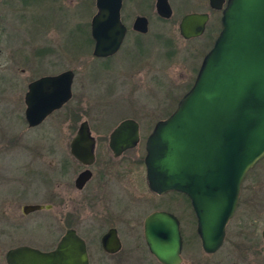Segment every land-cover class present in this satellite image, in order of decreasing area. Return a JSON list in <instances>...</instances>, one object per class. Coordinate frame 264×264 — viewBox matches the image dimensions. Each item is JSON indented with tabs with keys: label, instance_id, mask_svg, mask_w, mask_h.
I'll list each match as a JSON object with an SVG mask.
<instances>
[{
	"label": "rangeland",
	"instance_id": "rangeland-1",
	"mask_svg": "<svg viewBox=\"0 0 264 264\" xmlns=\"http://www.w3.org/2000/svg\"><path fill=\"white\" fill-rule=\"evenodd\" d=\"M4 2L0 0V143L2 145L17 137L13 146L0 154V169L4 168L3 171L8 173L1 181L0 198H6L1 203L3 207L10 200L14 211L12 214L8 212L5 219L19 220L22 228L8 230L9 235H0V264H5L4 252L14 245L8 242L19 240L46 249L52 247L62 233L64 208L61 205L22 216L19 207L26 201L45 204L48 202L46 190H50L51 184L55 191L61 192L64 183L71 179L57 173L49 179L46 174L47 171L49 174V164L56 167L58 160L68 156L67 141L72 126L74 129L81 120H86L96 135L94 132H98L99 128L109 126V129L120 119L132 116L139 121L143 141L154 121L171 111L181 94L188 89L202 55L217 34L220 15L216 10H209L207 0H167L171 16L161 19L155 14L154 0H122L120 18L127 26L126 34L117 53L101 60L91 55L92 44L89 50L80 44L81 39L74 44V38L82 36L80 26L85 22L88 24L95 11L94 0H62L60 5L65 15H61L58 22L49 18V3H39L33 11L35 19L44 26L48 24L49 27L50 24V28L42 30L31 22L26 24L21 21L13 14L12 7L5 8ZM196 11L209 12L205 32L199 37L182 39L177 22L184 13ZM136 15H144L148 19L147 32L141 36L130 29ZM71 46L76 48V53ZM37 49L45 51L44 55L36 56L34 52ZM135 49H138L137 53ZM65 69L73 72L70 100L39 126L26 129L22 117V95L26 82ZM141 145L136 149L140 154L143 153ZM133 169L130 167L124 172L117 186L129 199L128 193L131 192L128 190L132 191L134 187L126 188V184L136 185L135 176L138 174ZM1 173L0 170V178ZM14 176L20 180L13 181ZM242 187L244 190L256 188L264 196V158L246 175ZM135 190L133 193H138V187L135 186ZM156 201L150 198L149 204L153 205ZM168 204L166 201L163 205ZM186 205L183 200L182 207ZM121 206L117 209L123 210L125 216L132 211L130 206ZM173 207L178 212L183 209L176 204ZM185 212L181 211L183 244L180 264H258L259 260L254 255L243 257L234 251L229 252L228 240L235 228L234 221L228 226L229 239L214 253H203ZM263 222L264 214L259 226ZM117 226L123 241L119 253L104 256L98 250V243L90 242L87 245L88 264H159L142 243L140 224L118 222ZM93 229V232L85 234L86 238L96 233L98 236L103 227L94 225Z\"/></svg>",
	"mask_w": 264,
	"mask_h": 264
},
{
	"label": "water",
	"instance_id": "water-1",
	"mask_svg": "<svg viewBox=\"0 0 264 264\" xmlns=\"http://www.w3.org/2000/svg\"><path fill=\"white\" fill-rule=\"evenodd\" d=\"M207 1L209 8L220 10V28L189 88L147 135L143 162L151 191H177L188 198L200 247L212 253L222 243L243 178L264 157V0ZM120 6L121 0H94L88 22L93 57L111 55L119 47L125 30ZM154 10L165 18L171 13L167 0H154ZM206 20L204 12L183 14L177 23L179 36L185 40L199 36ZM131 27L144 33L145 17L136 16ZM72 78V70L65 69L27 83L23 114L28 126L38 124L70 98ZM136 140L137 124L125 118L110 133L109 147L118 154ZM92 142L87 122L81 120L69 151L75 159L89 161ZM87 177L81 172L76 182ZM41 208L29 204L21 209L28 213ZM142 234L159 264H180L178 221L171 213L147 215ZM101 246L107 252L118 249L114 230L102 236ZM4 260L6 264H88L84 241L73 229H66L48 251L20 245L6 250Z\"/></svg>",
	"mask_w": 264,
	"mask_h": 264
},
{
	"label": "flooded vegetation",
	"instance_id": "flooded-vegetation-1",
	"mask_svg": "<svg viewBox=\"0 0 264 264\" xmlns=\"http://www.w3.org/2000/svg\"><path fill=\"white\" fill-rule=\"evenodd\" d=\"M121 5H122V0H121ZM207 6H208V1H207ZM120 9H121V6H120ZM209 10L214 11V9H211V8H209ZM216 11H218L220 13V10H216ZM196 12H198V11H196ZM199 12H204L207 14V20L204 24L203 31L199 35V36H201L204 34V32L206 30V26H207V23L209 21L210 15H209L208 11H199ZM119 14H120V11H119ZM155 14L157 17H159L161 19H167L171 16V13L166 18L161 17L156 12H155ZM136 16L145 17L144 15H136ZM181 16H180V18H181ZM219 17H220V15H219ZM134 18L132 19V21L130 23V29L136 35L141 36V35L145 34L147 32V30L144 33H141V32H138V31L132 29L131 25H132ZM145 19H146L147 29H148V19H147V17H145ZM120 21H121V18H120ZM218 21H219V18H218ZM121 23L124 25L125 30H124V35L122 37L121 43H120L119 47L117 48V50L111 55H107V56H103V57H96V58L101 59V60H107L117 53V51L121 47L123 38H124L126 31H127V26L122 21H121ZM219 28H220V22H219ZM219 28H218V30H219ZM199 36H197V37H199ZM135 50L137 53L138 49H135ZM33 79H29L26 82L25 90H26L27 83ZM25 90H24V92H25ZM70 91H71V85H70ZM23 95H24V93H23ZM23 95H22V102H23ZM71 95H72V93H71ZM70 98H71V96H70ZM70 98L68 100H70ZM68 100L66 102H68ZM65 103H63L62 106ZM23 111H24V108H23ZM54 111H52L51 113H53ZM171 111L164 114L163 117H161L157 120L165 118ZM50 114L45 116L38 124H36L34 126H28L25 119H24V114L22 113V117H23V120L25 122L26 129L31 130L32 128L39 126ZM125 118H130L136 122V124H137V140L132 146L123 148L118 154H114L109 147V135L112 132V130L115 128L117 123L119 121L125 119ZM125 118L120 119L115 125H113L109 129H108L109 126L104 127V128H99L98 132H94L96 135L93 134V131L90 129V127L87 123L88 135L93 140V142L91 144L92 157H91V160H89V161H79V160L75 159L69 151L70 141L73 138V136L75 135L76 130L78 129V125L74 129H73L74 126H72V129L70 131L71 135H70L69 140L67 141L68 156L67 157L64 156L62 160L61 159L58 160L56 162V167H54V164H49V167H48L49 168V174L47 171V166H45V170L47 171L46 178L49 176V179L50 178L53 179V177L55 176V173H57L60 176L61 175L67 176V178H71V179H69L67 182L64 183V186H63L61 192L55 191V189L53 188L54 187L53 184H51L50 190L49 191L46 190V195L43 194V196L45 195L48 198L49 203L48 202H46L45 204L31 203V202H27L26 200H24L26 202H24L19 207V212H20L19 214H20V216H22V215H27V214L32 213V212L44 210V209H46V210L50 209L54 205H57V206L61 205L64 208V211L62 212V215H61L63 229H62V233L55 240L54 245L56 244V242L58 241V239L60 238V236L64 233V231L66 229H73L75 234L78 235L84 241L87 259H88L87 245H89L90 242H93V243L97 242L98 243V250L104 256H114V255H117L119 253V251L121 249V245L123 244V241L118 234V226H117L118 222L119 223H126V224L129 222H130V224H135V223L137 225L140 224L142 243L144 244L145 249L147 250V247H146L144 239H143L142 225H143V221H144L145 217L147 215H149L150 213L155 212V211L169 212L177 219V221H178V232H179V236L181 239V249H182L183 239H182V235H181V219H182L181 211L184 212L186 210V212H185V215L187 213L186 218H188V220L190 221V225L194 229L193 233H194L195 237L198 239V236H197L196 231H195L196 219H195L194 213L191 209V206L189 204L188 198L183 193L177 192V191H167L164 193L157 194V193L151 191L147 185V181L145 178V166H144V162H143V158L145 155L144 144H145V139H146L147 135L149 134L154 123L157 120L154 121V123L151 125L150 129L148 130L147 134L145 135L143 141H141L139 121H137V119L132 117V116L125 117ZM97 128L98 127H94V129H97ZM19 133L21 134L22 132H19ZM16 137L17 136H15L14 138H11L10 140L5 141V143L2 144L3 146L0 143V154H3L5 151H7L8 149H10L13 146V143H14V140L16 139ZM141 143H142L141 146L143 149L142 154H140L136 150L138 148L139 144H141ZM259 161H257L247 171L246 175L251 170H253V168L256 166V164ZM130 167L134 168L133 170L138 173L135 176L136 185H134V184L131 185V183L126 184V186H127L126 188H133L134 187V189H132V191H131V189H129V190L127 189L128 192H131L128 194H129L130 199L133 203L127 197L128 195H126L123 191H121V189H119L117 187L121 181V178L123 179L124 172L126 170L130 169ZM0 170L2 172L1 173L2 177L0 178V185H1V181L4 179L5 175L8 173L3 171L4 168L0 169ZM81 172H87L88 177L82 183H79V181L76 182V179L78 178V176ZM246 175H245V177H246ZM244 178H243V180H244ZM12 179H13V181L20 180L19 178L15 177V176ZM46 181H48V179H46ZM135 186L138 187V189H139L138 193H136V194L133 193V190H135ZM21 190H23V188ZM150 198L152 200H157L156 203L153 205H150L149 204ZM5 200H6V198L4 196L0 198V219H5L6 217H8L7 216L8 212H10L11 214L14 213L13 208H11V206H10L11 203H9L10 200H7L5 202V206L3 207L4 204H1V203ZM183 200L187 202V205L185 207H182ZM118 201H120V202H118ZM166 201L169 202V204L167 206H164L163 204ZM122 203H124V204L122 205ZM29 204H40V205H43V208H41L39 210L28 212V213H23L22 209H21L22 206L23 205H29ZM175 204H176V206H180L183 209H181V211L178 212L173 207V206H175ZM125 205L132 207L131 208L132 211L129 212V214L127 216H125L123 210L117 209L118 206H121V208H122ZM45 206H47V207H45ZM5 207L6 208L8 207L7 211L5 210ZM238 209H241V211L239 212ZM263 214H264V196H263V194L260 195V193L256 190V188H247L246 190H244V188L242 187V182H241L240 187H239V192H238V196H237L235 209H234L232 215L228 218V220L226 221V223L224 225V235H223L221 245L226 240L229 239V236L227 234L228 233V226L231 222L234 221L235 228L232 230L231 238L228 240L229 245H230L229 252L233 253V251H234V252L240 254L241 256L244 255L243 257L254 255V257L259 260L258 264H264V239L262 237V229L264 227V222L259 226ZM13 216H15V215H13ZM94 225L100 226L101 228L103 227L102 231L100 232V234H98V236L96 233V234H94L95 236L91 235L90 238H86L85 234L87 235L90 232L94 231V229H93ZM21 228H22V223L19 222V220L18 221H15V220L9 221L8 219H5L3 221H0V235H2V236L3 235H9V234H7L8 230L21 229ZM110 229L114 230L115 236L117 237V241L119 243L118 249L114 252H107L101 246L102 236ZM20 242L21 241H19V240L15 241V242L14 241L8 242L9 244H14L13 246L9 247L8 249L16 247V246H20V245H26V246L37 248V247L33 246L32 244L24 243V242L20 243ZM54 245L52 247H50V248L48 247L46 249H40V248H37V249L42 250V251H48V250L52 249L54 247ZM219 247L217 248V250L219 249ZM147 252H148V250H147ZM214 252H212V253H214ZM203 253H205V252L203 251ZM212 253H205V254H212ZM4 254H5V252H4ZM180 257H181V250H180ZM3 258H4V255H3ZM4 262H5V260H4Z\"/></svg>",
	"mask_w": 264,
	"mask_h": 264
},
{
	"label": "trees",
	"instance_id": "trees-1",
	"mask_svg": "<svg viewBox=\"0 0 264 264\" xmlns=\"http://www.w3.org/2000/svg\"><path fill=\"white\" fill-rule=\"evenodd\" d=\"M41 2L43 4L45 2L49 3V5H48L49 13H50L49 18H53L55 22L60 21L59 17H61V15L62 16L65 15V12H62V10H61V5H60L62 0H5L4 4H5L6 9L12 7L14 9L13 14L17 15V17H19L21 19V21L25 22L26 24L31 22L36 27H38L40 30H42L44 28L47 29L48 24L46 26H44L43 24L40 23V21H37L35 19V16L33 15V11L39 6V3H41ZM54 23H51V24H54ZM87 25H88L87 22L82 24L80 26L81 27L80 28L81 29L80 34L82 36L79 37L78 39L74 38V42H75L74 44H78L80 39H81L80 44H84L86 49H88L90 44H92V41L89 37V33L87 30V27H88ZM48 28H50V24H49ZM46 29L44 31H46ZM73 36H75V34H73ZM80 44L78 45V47L80 46ZM71 48H72V51L73 50H74V52L76 51V48L74 46H71ZM44 52L45 51H43L42 49H37V50H35L34 54L36 56L40 57V56L44 55ZM189 86H190V84L188 85V87Z\"/></svg>",
	"mask_w": 264,
	"mask_h": 264
}]
</instances>
